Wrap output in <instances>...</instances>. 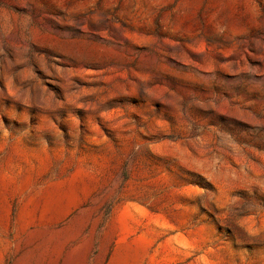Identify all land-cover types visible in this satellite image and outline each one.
Instances as JSON below:
<instances>
[{
    "label": "rangeland",
    "instance_id": "374dc122",
    "mask_svg": "<svg viewBox=\"0 0 264 264\" xmlns=\"http://www.w3.org/2000/svg\"><path fill=\"white\" fill-rule=\"evenodd\" d=\"M0 264H264V0H0Z\"/></svg>",
    "mask_w": 264,
    "mask_h": 264
}]
</instances>
